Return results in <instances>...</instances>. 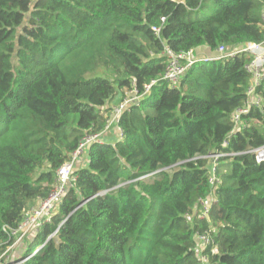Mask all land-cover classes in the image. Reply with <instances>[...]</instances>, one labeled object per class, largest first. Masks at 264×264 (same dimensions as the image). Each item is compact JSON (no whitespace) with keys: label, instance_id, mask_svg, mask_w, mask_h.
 <instances>
[{"label":"trees","instance_id":"trees-1","mask_svg":"<svg viewBox=\"0 0 264 264\" xmlns=\"http://www.w3.org/2000/svg\"><path fill=\"white\" fill-rule=\"evenodd\" d=\"M207 9L215 11L192 19ZM263 12L264 0H0L1 252L86 136L104 132L109 105L155 81L123 112L122 138L77 160L51 223L13 259L42 247L23 264H202L195 235L212 229L208 264H264V162L246 153L264 146V83L247 128L233 133L232 122L251 57L197 63L175 87L162 80L165 46L215 52L261 42ZM69 58L109 71L69 79ZM217 153L225 156L212 188ZM210 194V221L191 224L187 214Z\"/></svg>","mask_w":264,"mask_h":264},{"label":"built area","instance_id":"built-area-1","mask_svg":"<svg viewBox=\"0 0 264 264\" xmlns=\"http://www.w3.org/2000/svg\"><path fill=\"white\" fill-rule=\"evenodd\" d=\"M164 22L165 19L163 18ZM155 35H159L161 29L153 28ZM263 35H264V12H263ZM247 54L251 57V61L246 66L247 72L250 74L251 80L245 91V100L241 107H239L232 115V122L234 124L233 133L242 131L247 128L248 122L243 118L247 116L250 111L255 107H260L262 105V98L258 94V87L264 83V38L258 43H248L244 47L228 51L225 46H220L214 53L210 52L208 49H195L189 51L176 52L169 46H165L163 55L166 56L168 63L166 71L162 77V80L167 81L171 86L175 87L179 81L186 74L188 69L197 63H208L214 61H221L227 58H233L238 54ZM155 83L153 81L151 84L146 85L144 92L140 93L139 89L133 85L128 91V98L124 100L119 108L114 111V118L118 119L124 110H128L131 105H139L145 95L149 94L152 85ZM110 125L106 126L105 130H108ZM122 135V131H121ZM100 135H88L86 136L84 143L81 147L87 143L100 141ZM248 154H253L255 160L258 163L264 162V146L256 149H251ZM83 155V152L79 149L74 152L69 160H67L57 172V183L52 189L50 195L46 199H39L36 201L37 207L31 209V214H28L22 223L15 229H11V235L16 239L9 246L4 253L5 256L11 251V249L19 246L23 237L29 234L30 230L34 225L43 219H49L54 211L58 208L61 203L65 193L67 185L72 181L73 168L76 165L77 160ZM222 155H217L221 157ZM210 183L220 184V180L216 177V168L213 167L209 173ZM215 203L214 196L210 194L209 196L200 199L197 206H195L191 213L187 214L189 222L192 224L193 220L199 221H210V214L213 204ZM197 252L200 256V261L202 264H208L209 257L205 253L206 249L212 245H215V239L213 237L212 229L201 233L197 232ZM1 264V263H0Z\"/></svg>","mask_w":264,"mask_h":264},{"label":"bare ground","instance_id":"bare-ground-1","mask_svg":"<svg viewBox=\"0 0 264 264\" xmlns=\"http://www.w3.org/2000/svg\"><path fill=\"white\" fill-rule=\"evenodd\" d=\"M212 53H214V52H212ZM164 56H165V55H164ZM165 57H166V56H165ZM208 63H209V62H208ZM128 91H129V90H126L127 95H128ZM127 95H126V97H125L124 100H126V99L128 98ZM124 100H123V101H124ZM123 101H122V102H123ZM120 105H121V104H120ZM120 105H119L118 107H116V108H119ZM116 108L113 109V112H112V114H111V117H110V119H109V121H108V123H107V126L110 125V128H109L108 130H104L103 133L99 134L100 136H102L104 133L109 132L110 130H112V129H113V128H112L113 126H116V127L118 128L119 137H120V139L122 138V136H123V132H122V135H121V131H122V130H121L120 127L118 126V125H119V120H120V118H121L122 115H121L118 119H115V118H114V111H115ZM124 111H126V110H124ZM124 111H123V112H124ZM122 114H123V113H122ZM105 128H106V127H105ZM100 139H101V137H100ZM84 140H85V139H84ZM84 140H83V142H82L81 144L84 143ZM94 143H98V144L101 145V144H104L105 142H103L102 139H101L100 141H97V142L87 143V144H85V145L82 146V147H81V145H80L79 149L84 153V151H85L87 148H89V146H91V145L94 144ZM79 149H78V150H79ZM217 155H222L221 157H224V156H225V154H221V153H217V154L211 155L210 158L213 160V163H212V165H211L210 170H211L213 167H215V168L217 169L218 161H219V159L221 158V157H218V158H217ZM256 162H257V161H256ZM257 163H258V162H257ZM262 163H263V162H262ZM258 164H260V163H258ZM74 168H75V167H74ZM74 168H73V171H74ZM209 176H210V175H209ZM216 177H217V175H216ZM217 178H218V177H217ZM218 179H219V178H218ZM72 180L75 181V178L72 177ZM219 180H220V179H219ZM220 182H221V181H220ZM209 184H210V186H211L212 188H214V187L220 185L221 183H220V184H215V185H213V184L210 183V179H209ZM36 207H37V206L32 207L31 209H34V208H36ZM31 209L29 210V212L25 213V215H24V217H23V220H24V218H25L28 214H31ZM56 210H57V209H56ZM56 210H55V211H56ZM55 211H54L53 215L55 214ZM53 215H52L49 219H43V220L38 221V222L34 225V227L30 230L29 234L22 238V240H21V242H20V244H19V247L22 246V245L25 243L26 239L28 238V236L30 235L31 232H36V231H38L39 228H40L41 226H43L44 224H46V223H51V220H52V218H53ZM23 220H22V221H23ZM21 223H22V222H21ZM9 235H11V231H10V234H9ZM10 237L14 238V240L16 239V238L13 237V236H10ZM196 237H197V235H195V239H196ZM196 243H197V241H196ZM10 246H11V245H10ZM196 246H197V245H196ZM8 247H9V246H8ZM19 247H16V248L11 249V251H10L9 253H7L5 256H3V255H4V253L6 252L7 248H6L3 252H1V248H0V263H1V264H23V263H25L26 261L30 260L34 255H36V254L42 249V247H40L37 251L34 252L33 255H31V256H29V257H27V258H25V259L21 258V259L15 261L12 257H13V254L19 250V249H18Z\"/></svg>","mask_w":264,"mask_h":264},{"label":"rangeland","instance_id":"rangeland-1","mask_svg":"<svg viewBox=\"0 0 264 264\" xmlns=\"http://www.w3.org/2000/svg\"><path fill=\"white\" fill-rule=\"evenodd\" d=\"M214 11H215L214 9L213 10H209V9L204 10L203 12H200L198 14H193L192 15V19L204 18V17L208 16L209 14L213 13ZM107 40H108V35H103L101 37L99 43L104 46L106 44ZM94 53H95V50L91 49V50L86 51L83 54H87V55L91 56ZM64 70H65L66 74L68 75L69 79H71L72 75H77V74H78V77H83L85 79H93V78H96V77H104L105 73L109 71V69L107 67H105V66H103L101 64H99L96 67H92V68L85 67V66H83L80 63H75L72 58H69V59H67L64 62ZM119 105H117V107ZM0 134H1V128H0ZM212 163L213 162L211 161V164ZM148 180H149V178H148Z\"/></svg>","mask_w":264,"mask_h":264},{"label":"crops","instance_id":"crops-1","mask_svg":"<svg viewBox=\"0 0 264 264\" xmlns=\"http://www.w3.org/2000/svg\"><path fill=\"white\" fill-rule=\"evenodd\" d=\"M124 93H125V97H126V95H127V92H126V90L124 91ZM120 100H115V102H113V103H111L110 105H109V108H116L117 107V105H119V104H117V102H119ZM101 139H102V141L103 142H107V143H111V144H115V143H117L119 140H120V137H119V132H118V130H114V129H112V130H110L109 132H106V133H104L102 136H101ZM89 148H87L85 151H84V153H83V155H85V154H87V150H88ZM82 155V156H83ZM86 159V156H84V157H82L81 158V160H82V162H83V160H85ZM35 203V202H34ZM33 203V204H34ZM33 204L31 205V206H33ZM35 206H37V204H35L33 207H35ZM31 233H33V232H31ZM30 233V234H31ZM30 236V235H29ZM29 236H28V238H29ZM27 238V239H28ZM27 239H26V242H27ZM25 242V243H26ZM25 243L22 245V246H18L19 248V250L17 251V252H15L14 254H13V257L12 258H14V259H16V257L17 256H22V253H23V249H25Z\"/></svg>","mask_w":264,"mask_h":264},{"label":"water","instance_id":"water-1","mask_svg":"<svg viewBox=\"0 0 264 264\" xmlns=\"http://www.w3.org/2000/svg\"><path fill=\"white\" fill-rule=\"evenodd\" d=\"M160 172H161V171H160ZM157 173H159V171L156 172V173H154V174H157ZM150 176H151V175H150ZM150 176H149V177H150ZM149 177H146V178H149ZM105 193H106V192H103L102 195L105 194ZM50 239H51V238H50ZM50 239H49V240H50Z\"/></svg>","mask_w":264,"mask_h":264}]
</instances>
